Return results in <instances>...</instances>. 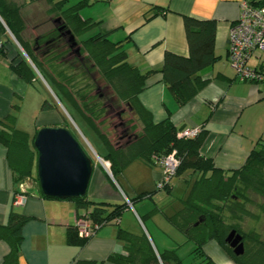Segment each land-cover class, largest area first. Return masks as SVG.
<instances>
[{
	"label": "trees",
	"instance_id": "16d2710c",
	"mask_svg": "<svg viewBox=\"0 0 264 264\" xmlns=\"http://www.w3.org/2000/svg\"><path fill=\"white\" fill-rule=\"evenodd\" d=\"M66 1L61 0L54 6L60 8ZM251 1L255 6L264 7V0ZM48 21L51 28L36 34L42 23L28 25L18 4L0 0V56L8 54L9 40H1L7 31L25 54V58L20 56L18 61L13 57L9 64L17 78L28 86L35 80L28 59L41 77L49 80L61 98L102 139L106 155L100 158L109 163L114 180L134 161L154 167V156L175 151L183 157L176 176L191 170L197 173V177L181 200V208L168 221L193 243L194 258H204V246L208 242H215L235 264H264V243L256 241L257 244L251 246L254 241L248 235L254 236L255 233L243 234L240 226L243 218L249 214L246 205L252 203L251 195L264 198V181L258 179L261 173L257 171L258 168H264V144L254 148L239 169L230 174L219 171L210 160L199 156L204 130L194 140L178 139L177 130L170 119L153 122L150 113L138 101L145 87L144 76L127 63L126 54L120 45L111 43L100 34L89 35L93 24L80 17L75 8L57 13ZM183 27L189 56L185 58L166 52L160 70L163 83L178 108L185 106L206 86L207 81L201 79L199 73L215 60V22L185 16ZM28 31L33 34L31 40L24 37ZM71 36L74 41L70 40ZM56 99L61 104L57 96ZM121 105L133 115L131 123L127 121L128 125L122 121L124 113ZM58 109V105L45 100L40 110ZM113 119L117 122L116 129H119H115L116 139L123 141L119 145H115L100 130V126L106 128V122ZM14 122L15 117L12 115L0 120V145L6 150L8 166L15 175L14 183L18 186L22 182H37V153L29 144L28 135L15 129ZM62 122L66 123L64 115ZM33 169L35 177L32 176ZM132 200H128L129 204H132ZM74 202L77 209L90 212L91 219L105 225L112 221L118 222L128 205H116L112 211H108V205L104 203L92 207L86 196ZM257 207L264 212V202ZM28 220L21 214L10 212L7 224L0 226V240L5 241L10 249L2 264H18L22 228ZM231 231L241 235L244 240L242 256H235L225 241ZM67 235L69 244L83 245L86 242L78 237L74 227L68 229ZM117 238L124 243L125 253L110 256L108 261L111 263L182 264L175 251L156 252L145 233L134 234L119 229ZM205 257V264H215L207 255ZM73 264L101 263L77 260Z\"/></svg>",
	"mask_w": 264,
	"mask_h": 264
},
{
	"label": "crops",
	"instance_id": "0c3cea01",
	"mask_svg": "<svg viewBox=\"0 0 264 264\" xmlns=\"http://www.w3.org/2000/svg\"><path fill=\"white\" fill-rule=\"evenodd\" d=\"M10 1L21 7L22 17L28 25L43 23L57 13L75 8L80 17L93 24L89 35L100 34L106 36L111 43L120 45L126 54L127 63L144 76L145 87L139 94L138 101L150 113L154 123L170 119L177 131L199 125L204 127L199 156L210 160L219 171L230 174L239 169L251 151L264 144V84L237 81L227 61L229 29L239 17V6L243 0H67L60 8L54 4L61 0ZM185 16L215 22V60L199 73L201 79L207 81L206 86L185 106L178 108L163 83L160 70L166 52L185 58L189 56L183 27ZM1 40H9V43L8 54L0 56V120L11 115L15 97H23L17 92V88L23 90L25 95L29 87L9 67L13 57L18 61L20 56L25 58V54L9 31ZM250 65L257 66L258 62L251 60ZM62 115L60 109L40 110L37 118L40 121L36 120L35 126L61 127ZM97 157L100 158L99 155ZM93 165L86 193V199L93 204L92 207L104 203L108 205L106 209L112 211L116 205H128L120 222H109L83 245L69 244L68 229L73 227L76 217L84 211L77 209L76 203L71 199L43 198L38 180L24 183V203L14 205L15 195L19 192L18 186L15 185V175L8 166L6 150L0 145V226L7 224L10 212L29 218L22 228L23 240L18 250V264H73L77 260L114 264L108 258L125 253L124 243L117 238V231L122 229L134 233V217L129 210L132 209V204H129L130 199L122 192V187L113 179L111 172L106 171L99 162L95 161ZM129 172L133 179L128 177ZM184 173L188 177L184 180L185 191L181 200L197 177V173L191 170ZM32 176L35 177L34 169ZM120 176L127 193L134 199V195L140 191V186L137 185L148 180V177L156 185L161 178V171L137 160L123 170ZM173 179L177 181L174 182ZM173 179L169 189L165 191L175 189L179 176ZM179 209L173 214H166L164 218L159 217L168 228L165 231L173 234L176 239L177 235H181L187 240L164 220ZM139 211L147 219L154 217V211L144 210L143 207ZM161 227L167 229L162 225L148 227L146 236L156 252L175 251L178 256L179 246ZM208 244L213 242L204 246V252ZM216 249L221 256L227 257L220 248ZM9 251L8 244L0 240V264ZM207 256L215 264H219L214 257Z\"/></svg>",
	"mask_w": 264,
	"mask_h": 264
},
{
	"label": "rangeland",
	"instance_id": "374dc122",
	"mask_svg": "<svg viewBox=\"0 0 264 264\" xmlns=\"http://www.w3.org/2000/svg\"><path fill=\"white\" fill-rule=\"evenodd\" d=\"M28 23V22H27ZM41 29H39L36 34L46 32L48 29L51 28V23L49 21H45L41 24ZM30 26H33L32 24ZM28 40H31L33 37L32 32L28 31L27 35L24 36ZM29 62L34 74H35V80L33 83L28 87L27 94L23 95V90H21L19 87L17 88V92L20 94V96H23L25 98H19L15 97V102L12 104L14 105V108L12 109L11 115L15 117L14 127L18 131L24 132L28 135L29 138V144L31 148H33L32 142L37 134V132L42 129L35 126V122L40 121L38 120V116L40 113L41 106L43 102L46 100L51 104H56L59 106V104L56 101V96L60 99L63 109L59 106V109L63 113L66 119V125L63 124L61 127L56 128H67L72 135L75 137L77 142L81 145L85 153L93 160V162H99L101 161L98 159L97 155L101 157H105L106 155V146L103 143L102 139L99 137V135L96 133V131L83 119L81 118L70 106L61 98V96L57 93L55 87L49 82L48 79L44 80L39 72L36 70V68L31 64V62L27 59ZM22 85V84H20ZM24 85V84H23ZM22 87V86H20ZM22 94V95H21ZM121 109L123 111L122 115V121L126 122L128 125L130 122V119L133 118V115L128 112L126 107L121 105ZM63 110V111H62ZM66 110V111H65ZM65 111V112H64ZM135 118V117H134ZM108 120L105 126H100L101 132L106 136L110 137L115 145H119V143H123V141L119 142L116 139V130L119 131V129H116L117 122L116 120ZM129 121V123L127 122ZM44 128V127H43ZM109 129L111 132L109 133ZM116 129V130H115ZM138 129H141L140 126H138ZM34 149V148H33ZM97 154V155H96ZM94 167V165H93ZM258 172L261 173V175L258 177L261 181H264V168H258ZM36 172V169H35ZM137 175V174H135ZM131 172H129L128 177L132 178ZM188 177L187 173H181L179 176V183L176 185L174 190L170 191H163L158 192L156 189V185L153 182L148 180L142 181L141 184H138L137 186H140L139 193L135 194L134 197L137 198L140 195H144L143 198H140L138 200H132L133 198L127 193L126 189L123 186L122 178L121 176H117V182L120 185V188L122 187V192L127 195L128 199L132 200V209L129 208L131 211V214H133L134 217V223L132 224L130 221L129 223L132 224V230L134 231V234H140V233H146L145 231L148 230V227L158 225L165 226V222L162 218L159 216H164L166 214H173L176 209L180 208V200L183 196V192L185 191L184 187V180ZM174 182L177 181V179H173ZM173 182V183H174ZM137 196V197H136ZM252 203H247L246 209L249 211V214L243 218L240 226L242 229L243 234H250L252 232L255 233V235H248L251 236L253 239V244L251 243V246H255L257 242L264 243V212L260 209H258V205L263 204L264 198L257 196V195H251ZM143 207L144 210L151 211L154 214L149 217V219L143 217L142 213H140L139 208ZM123 211L119 217L120 219L123 218ZM125 220L127 219V216L124 217ZM149 220V221H148ZM164 220L168 221V217ZM128 221V219H127ZM141 221V222H140ZM169 222V221H168ZM148 226V227H147ZM163 229V227H161ZM164 231L167 229H163ZM165 231L166 233H168ZM139 232V233H138ZM174 235L176 232H172ZM170 236V239L176 243V245L179 246L178 248V256L181 260L182 264H205L204 258H206V255H210L216 259V261L219 264H235L234 261H232L228 256H221L219 251L216 248H220V246L217 243L208 244L207 249L205 253L204 258H194L192 251L194 250V245L192 242L185 240L184 237L181 235H177L176 239L173 234L168 233ZM249 238V237H248ZM170 243V242H169ZM215 244V245H214ZM221 249V248H220ZM222 252L225 254V252L222 250ZM226 255V254H225ZM224 257V259L222 258Z\"/></svg>",
	"mask_w": 264,
	"mask_h": 264
},
{
	"label": "built area",
	"instance_id": "2783aa9c",
	"mask_svg": "<svg viewBox=\"0 0 264 264\" xmlns=\"http://www.w3.org/2000/svg\"><path fill=\"white\" fill-rule=\"evenodd\" d=\"M239 8V17L228 33L227 61L237 81L264 84V7L255 6L251 0H243ZM251 60H256L258 65L251 66ZM203 130L202 125L187 127L177 131L176 137L194 140ZM98 159L102 167L110 172L109 163ZM182 160L183 157L175 151L167 155L152 157L154 167L161 171V178L156 183L157 191H165L170 187ZM25 187L24 183L18 185L19 192L15 195L14 205L24 203ZM112 222L117 223V221ZM103 225L105 224L91 219L90 212L84 211L76 217L73 227L80 239L89 240Z\"/></svg>",
	"mask_w": 264,
	"mask_h": 264
},
{
	"label": "water",
	"instance_id": "95a60500",
	"mask_svg": "<svg viewBox=\"0 0 264 264\" xmlns=\"http://www.w3.org/2000/svg\"><path fill=\"white\" fill-rule=\"evenodd\" d=\"M70 40L74 41L73 36ZM33 147L37 153V179L44 197L77 200L86 196L93 162L68 129H40ZM225 241L235 256L244 254L241 235L231 231Z\"/></svg>",
	"mask_w": 264,
	"mask_h": 264
},
{
	"label": "clouds",
	"instance_id": "9594fccd",
	"mask_svg": "<svg viewBox=\"0 0 264 264\" xmlns=\"http://www.w3.org/2000/svg\"><path fill=\"white\" fill-rule=\"evenodd\" d=\"M24 56H25V55H24ZM56 101H57V103L59 104V106H60L61 108H63L57 99H56Z\"/></svg>",
	"mask_w": 264,
	"mask_h": 264
},
{
	"label": "flooded vegetation",
	"instance_id": "af4514ba",
	"mask_svg": "<svg viewBox=\"0 0 264 264\" xmlns=\"http://www.w3.org/2000/svg\"><path fill=\"white\" fill-rule=\"evenodd\" d=\"M242 237V236H241ZM242 243H243V245H244V240H243V238H242ZM232 250V249H231Z\"/></svg>",
	"mask_w": 264,
	"mask_h": 264
}]
</instances>
